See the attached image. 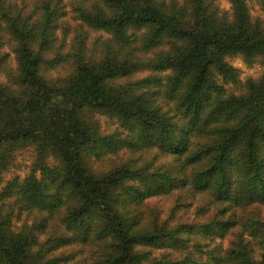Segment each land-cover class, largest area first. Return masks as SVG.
<instances>
[{
    "label": "trees",
    "instance_id": "trees-1",
    "mask_svg": "<svg viewBox=\"0 0 264 264\" xmlns=\"http://www.w3.org/2000/svg\"><path fill=\"white\" fill-rule=\"evenodd\" d=\"M71 1L61 52L57 2L0 0V264H264V75L225 88L228 58L264 65V18L247 0ZM26 148L35 169L2 186Z\"/></svg>",
    "mask_w": 264,
    "mask_h": 264
},
{
    "label": "rangeland",
    "instance_id": "rangeland-1",
    "mask_svg": "<svg viewBox=\"0 0 264 264\" xmlns=\"http://www.w3.org/2000/svg\"><path fill=\"white\" fill-rule=\"evenodd\" d=\"M54 2H57V5L60 10H62V28L59 29L56 32L55 35V48L60 49L61 52H67L69 49V46L72 44V39L76 31L79 29V20L77 19L76 12L73 8L72 1L71 0H53ZM170 1V0H167ZM216 3L219 8H221L224 11H227L228 13H231V7L227 0H216ZM247 4L250 10V13L253 17L259 16L261 19L264 18V15L262 14V11L260 9L258 0H247ZM89 35V43L92 44L96 40H99L102 42L104 39L108 37L107 34L104 32H93V31H87ZM64 40V42L62 41ZM65 43L63 47H60V44ZM90 48V47H88ZM4 52H9V49L6 46H3L2 49H0V54ZM228 62L238 69L239 71V78L236 82H229L225 84V88L228 92L233 93H240L243 90V84L246 82L248 78L257 79L264 75V65L261 64V62H253L252 64L246 63L240 56H234L231 58H228ZM13 68L14 62H13V56L12 54H6V57L2 63H0V80H4V74L1 68ZM66 74V71H61L60 73L54 72L53 76H63ZM100 125L101 128L106 131L110 132L114 129L115 125L112 124L106 120V119H100ZM36 156L35 152L32 148H26L22 151H19L15 155V159L12 162V164L9 166L5 172H3V182L2 186L5 185V183L8 180H12L14 178H18L20 180L27 177L29 174L33 172V170L36 167ZM39 175V172H36V176ZM155 207L158 208L157 205L161 208H166L168 204V198H160L155 200ZM24 220L25 216H23ZM29 225L31 224L30 221L27 222ZM13 225L15 229H19L23 225V221L16 218L13 219Z\"/></svg>",
    "mask_w": 264,
    "mask_h": 264
}]
</instances>
